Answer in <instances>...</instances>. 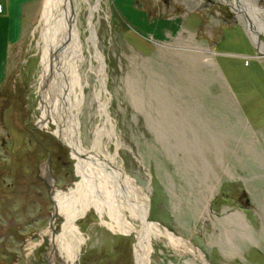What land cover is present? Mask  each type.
I'll use <instances>...</instances> for the list:
<instances>
[{"label": "rangeland", "instance_id": "rangeland-1", "mask_svg": "<svg viewBox=\"0 0 264 264\" xmlns=\"http://www.w3.org/2000/svg\"><path fill=\"white\" fill-rule=\"evenodd\" d=\"M43 1L24 3L6 69L0 18V264H49L65 221L56 190L80 181L70 148L42 120ZM87 1L77 26L90 47L91 12L105 86L101 57L85 51L79 144L90 149L97 132L116 171L147 196L149 264H264V54L231 0ZM102 220L91 208L75 221L79 236L68 239L84 242L74 264H135V236ZM59 255L53 264H72Z\"/></svg>", "mask_w": 264, "mask_h": 264}, {"label": "bare ground", "instance_id": "bare-ground-1", "mask_svg": "<svg viewBox=\"0 0 264 264\" xmlns=\"http://www.w3.org/2000/svg\"><path fill=\"white\" fill-rule=\"evenodd\" d=\"M82 1L87 2V7H90L87 0H44L40 9L39 25H42L40 35L43 45L40 62L42 82L37 92L42 107V120L45 124L49 121L54 124V134L70 148L71 156L76 161L77 175L80 177L75 188L67 193L56 190L54 207L56 213L64 216L65 221L61 233L56 236L52 234L48 263L53 264V260L60 261L59 254L63 253L65 259L74 264L84 239L79 237L73 246L68 237L79 234L75 221L93 208L100 218L106 213L109 221L101 222L113 232L133 234L136 238L135 264H149L151 247L146 223L147 196L142 194L133 181L116 171L117 156L107 157L103 153L99 143L101 137L97 132L93 134L90 149L79 144L77 125L78 113L83 103L85 51L90 54L91 49L101 57L96 78L102 89L105 86L103 58L95 46L96 34L91 22V12L86 19L89 25L90 47H84L81 40L82 32L77 26L78 14L81 5L84 4ZM231 2L232 11L243 22L250 40L256 49L264 54V45L259 39L260 35L264 34V9L254 5L252 0ZM106 109V104L102 102L99 113L109 123ZM109 131L117 145L114 127L111 126ZM136 221L139 222L138 228L135 225ZM46 233L52 232L47 230ZM201 260L203 261V258Z\"/></svg>", "mask_w": 264, "mask_h": 264}, {"label": "crops", "instance_id": "crops-1", "mask_svg": "<svg viewBox=\"0 0 264 264\" xmlns=\"http://www.w3.org/2000/svg\"><path fill=\"white\" fill-rule=\"evenodd\" d=\"M5 6H0L2 8L0 12V18L5 20L2 26L6 25L7 39L5 41V47L3 49L2 57V67H5L8 64V59L10 58L11 51L16 44H18L19 39L24 34V22H23V5L27 0H6ZM1 25V22H0ZM27 29V23H26ZM26 34V32H25ZM20 43L22 41L20 40ZM6 62V63H5Z\"/></svg>", "mask_w": 264, "mask_h": 264}, {"label": "water", "instance_id": "water-1", "mask_svg": "<svg viewBox=\"0 0 264 264\" xmlns=\"http://www.w3.org/2000/svg\"><path fill=\"white\" fill-rule=\"evenodd\" d=\"M45 167L48 168L46 163H45ZM47 173L49 174V171H47ZM49 175H50V174H49ZM55 213H56V211H55Z\"/></svg>", "mask_w": 264, "mask_h": 264}, {"label": "built area", "instance_id": "built-area-1", "mask_svg": "<svg viewBox=\"0 0 264 264\" xmlns=\"http://www.w3.org/2000/svg\"><path fill=\"white\" fill-rule=\"evenodd\" d=\"M1 10H2V8H1V6H0V12H1Z\"/></svg>", "mask_w": 264, "mask_h": 264}]
</instances>
